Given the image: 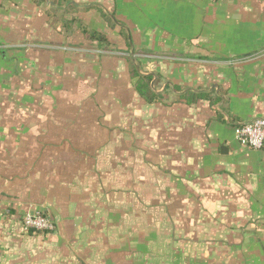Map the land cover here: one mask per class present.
<instances>
[{"label":"crops","instance_id":"obj_1","mask_svg":"<svg viewBox=\"0 0 264 264\" xmlns=\"http://www.w3.org/2000/svg\"><path fill=\"white\" fill-rule=\"evenodd\" d=\"M65 1L105 43L0 0V264H264V147L232 129L264 117V0Z\"/></svg>","mask_w":264,"mask_h":264},{"label":"trees","instance_id":"obj_2","mask_svg":"<svg viewBox=\"0 0 264 264\" xmlns=\"http://www.w3.org/2000/svg\"><path fill=\"white\" fill-rule=\"evenodd\" d=\"M45 1L46 0H36V3L45 4ZM51 1L53 2L54 5L53 7L56 10V13H52L50 15L51 19L55 24H60L61 29L65 33L71 32V30L76 25V26H80L82 32L87 33L88 37L91 40H96L99 45L105 43L106 40L102 34L86 29V27L83 26L82 23L75 17L66 18L62 15L64 11H69L70 9L73 10L76 8L78 9L79 7L77 6V4L69 3L68 1L65 0H51ZM83 8H88V6ZM97 8L100 10L102 16L108 23L110 24L114 23V20L110 13L106 12L103 8L99 6H97ZM136 76H137V81L134 86L135 90L145 102L153 103L163 99L162 94L155 92L151 87V83L154 79V74L136 73ZM200 99L208 100L210 104H213L215 102L220 101L221 98L218 95H211L210 91L187 89L184 92L178 94L176 96L175 101L184 102L186 104H193Z\"/></svg>","mask_w":264,"mask_h":264},{"label":"built area","instance_id":"obj_3","mask_svg":"<svg viewBox=\"0 0 264 264\" xmlns=\"http://www.w3.org/2000/svg\"><path fill=\"white\" fill-rule=\"evenodd\" d=\"M232 129L234 139L241 145L255 150L264 147V117H254L246 121L235 122ZM22 226L24 229L34 232H49L54 229L51 217L40 210L24 213Z\"/></svg>","mask_w":264,"mask_h":264}]
</instances>
